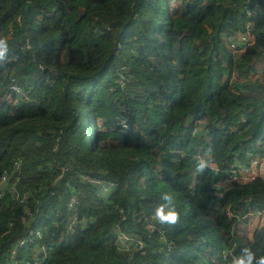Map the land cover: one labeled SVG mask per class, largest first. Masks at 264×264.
Returning a JSON list of instances; mask_svg holds the SVG:
<instances>
[{
	"label": "trees",
	"instance_id": "trees-1",
	"mask_svg": "<svg viewBox=\"0 0 264 264\" xmlns=\"http://www.w3.org/2000/svg\"><path fill=\"white\" fill-rule=\"evenodd\" d=\"M174 1L0 0V34L19 54L0 60V96L11 78L30 90L25 102L0 100V175L20 161L14 193L0 198V264H230L241 246L264 251V224L251 241L235 231L264 212V179L213 185L229 163L264 153V94L239 92L264 90V69L249 76L264 58V0ZM247 22L254 40L234 57L220 35ZM115 46L141 90L125 97L127 133L112 124ZM207 150L220 171L194 174ZM96 180L114 191L97 194ZM164 191L178 219L150 231L136 217H150ZM30 229L35 244L13 256ZM118 232L142 247L121 250Z\"/></svg>",
	"mask_w": 264,
	"mask_h": 264
},
{
	"label": "built area",
	"instance_id": "built-area-1",
	"mask_svg": "<svg viewBox=\"0 0 264 264\" xmlns=\"http://www.w3.org/2000/svg\"><path fill=\"white\" fill-rule=\"evenodd\" d=\"M256 13H257V10L252 9V10L247 11V16L250 17ZM251 27H252L251 23L247 22L245 26V30L243 32H239L234 35H225L222 38L223 44L225 45L226 49L230 53L232 52L233 54L232 53L231 54L233 56H237L241 54L246 49L247 46L252 44L254 40V35L252 33ZM118 49H120V47ZM18 56L19 54L17 52L11 53L6 58H4L2 62L6 64L9 62L15 61L17 60ZM214 57H220V54H217ZM255 73H259L260 76L263 75L262 69L256 70L254 73L250 75L256 76ZM256 77H259V76H256ZM29 91L30 90L24 87L23 85L18 84L14 80V78H11L10 82L7 83L6 85V91L0 96V100L2 101L3 105L4 104L15 105V104H18L19 102H25L26 100L30 99ZM114 125L117 131L120 133H127L132 128L130 118H129V113L126 111L122 103L118 104L117 113L114 116ZM199 154H202V153H199ZM19 163L20 161L18 160L15 161L11 170H5L1 173L0 175V198L3 195L2 194L3 188H8L11 193H14V184L9 183V181L11 180V178H14L15 180H17L20 174V164ZM226 166L227 167L223 170V178L221 180H218V182L216 181V183H213L214 186L218 187L217 185L221 184V186L223 187L232 182L241 183V182L251 181L254 179H260V178L264 179V153L261 154L259 157L251 160L249 163L234 162V163H229ZM215 169L216 170L213 171L214 174L220 171L216 165H215ZM244 173L247 174L249 179L240 180L241 175ZM95 183L99 185V188H98L99 191H97V194L105 193V195H108L111 193L112 190L114 191V185L109 182H100L96 180ZM75 202L76 200L74 198L71 199V204H70L71 207L74 206ZM74 218L76 217L73 216V218L70 219L71 223H69V226H68L69 234L74 233V228L77 225V223L73 222ZM141 220L145 221L146 227L150 231L156 230L155 225L158 222L153 220L152 215L150 217H144V218L140 216L136 217V221H141ZM82 228H85L84 222H83ZM39 233L40 232L38 229L37 230L30 229L29 236L26 237L24 240L18 242L17 246L12 250V255L16 256L18 247L24 246V244L26 243L30 245L35 244L36 241L34 237L39 236ZM163 236H164V231L162 230L160 231L159 237L162 240H164ZM117 240H118V245L120 248L125 247L123 250L130 251V250L139 249L140 247H142V241L139 238L127 235L123 232L117 233L116 242ZM38 252H40V249L33 247L32 253L36 254ZM37 260L38 259L34 261V264L39 263V261Z\"/></svg>",
	"mask_w": 264,
	"mask_h": 264
},
{
	"label": "clouds",
	"instance_id": "clouds-1",
	"mask_svg": "<svg viewBox=\"0 0 264 264\" xmlns=\"http://www.w3.org/2000/svg\"><path fill=\"white\" fill-rule=\"evenodd\" d=\"M223 41V40H222ZM10 51L7 34H0V60L7 57ZM194 174L203 173L206 168L215 171L214 157L210 150L193 157ZM152 218L159 224H174L178 219L177 207L170 192H161L158 202L152 209ZM230 264H264V251L250 246H241L231 258Z\"/></svg>",
	"mask_w": 264,
	"mask_h": 264
},
{
	"label": "rangeland",
	"instance_id": "rangeland-1",
	"mask_svg": "<svg viewBox=\"0 0 264 264\" xmlns=\"http://www.w3.org/2000/svg\"><path fill=\"white\" fill-rule=\"evenodd\" d=\"M178 2H179V0L171 2V5L173 6L175 4H178ZM118 48H119V46H115V55L118 59V62H117L118 67L116 70V76H115L114 80L111 81V84H113V85L111 87H109L108 90H109V94L112 95V96H110L112 102L117 103V104L122 103L124 108L126 109V111L130 115L131 112H130V109L128 108V106L125 102V97L133 95V94L141 95V90L136 89V88L129 85L131 82L130 78H129V71L126 67V61L121 54L122 50L118 49ZM256 69L259 70L258 68H256ZM255 75L259 76V78H261V76H262V75L260 76L259 73H255ZM115 109L116 110L118 109V105H117V107H115ZM98 118H100V117H98ZM98 118H97L96 124H97V126H99V129H101L102 132H105V130H104L105 129V121L103 119L101 121H99ZM111 120L109 122H111ZM112 124H114V120H113ZM112 129H113V125H112ZM262 142H264V141H262ZM245 179H249V177L247 176L246 173L241 175L240 180H245ZM217 186L220 188L221 184L217 185ZM263 224H264V212H262V213L261 212H250V213L246 214L245 219H241L238 222V224L235 227V231H236L237 235L240 236V238L242 237L245 240L251 241L252 236H253V232ZM237 238L240 240L239 237H237ZM116 243H117V246L119 247L118 240ZM124 248L125 247H121V250H123ZM11 254H12V252H11Z\"/></svg>",
	"mask_w": 264,
	"mask_h": 264
},
{
	"label": "crops",
	"instance_id": "crops-1",
	"mask_svg": "<svg viewBox=\"0 0 264 264\" xmlns=\"http://www.w3.org/2000/svg\"><path fill=\"white\" fill-rule=\"evenodd\" d=\"M224 37V35L222 34V35H220V38L222 39ZM238 56V55H237ZM237 56H234V57H237ZM256 68H258V69H264V58L263 59H261L260 61H258V62H256L255 63V65H254V71L253 72H251L250 74H252V73H254L257 69ZM249 74V76L251 77V78H254V77H256V76H253V75H250ZM259 78V77H258ZM236 80V78H235V76L234 77H232V81H235ZM239 92H243L244 94H246V95H255V96H260V95H263L264 94V90H261V91H256V92H248V91H244V90H239ZM258 144H264V142H258Z\"/></svg>",
	"mask_w": 264,
	"mask_h": 264
},
{
	"label": "water",
	"instance_id": "water-1",
	"mask_svg": "<svg viewBox=\"0 0 264 264\" xmlns=\"http://www.w3.org/2000/svg\"><path fill=\"white\" fill-rule=\"evenodd\" d=\"M254 63V62H253ZM236 243L237 244H240L241 243V240H239L238 238H236Z\"/></svg>",
	"mask_w": 264,
	"mask_h": 264
}]
</instances>
